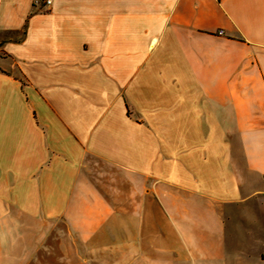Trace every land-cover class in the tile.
Masks as SVG:
<instances>
[{
    "label": "crops",
    "instance_id": "0c3cea01",
    "mask_svg": "<svg viewBox=\"0 0 264 264\" xmlns=\"http://www.w3.org/2000/svg\"><path fill=\"white\" fill-rule=\"evenodd\" d=\"M42 4L0 0V261L264 264V0Z\"/></svg>",
    "mask_w": 264,
    "mask_h": 264
},
{
    "label": "rangeland",
    "instance_id": "374dc122",
    "mask_svg": "<svg viewBox=\"0 0 264 264\" xmlns=\"http://www.w3.org/2000/svg\"><path fill=\"white\" fill-rule=\"evenodd\" d=\"M18 237H19V234H17V235L12 234L9 236L7 235V242H6V238L3 239L2 237H0V245L2 246L3 243L8 244V242H14V240ZM21 237L24 238L25 236L23 235V236H20V238ZM218 249H219L218 246H216L214 248H210V249H203L204 256H207L208 258H207V260L200 262L199 264H225L224 259L220 261L221 256H222V252H220ZM23 256L29 257L30 251H23ZM263 259H264V257H263ZM0 264H3V262L0 261ZM7 264H14V261H11L8 259ZM22 264H29V261L27 259H24L22 261ZM227 264H245V263H243L240 259H237V260L233 259L231 262H227Z\"/></svg>",
    "mask_w": 264,
    "mask_h": 264
},
{
    "label": "built area",
    "instance_id": "2783aa9c",
    "mask_svg": "<svg viewBox=\"0 0 264 264\" xmlns=\"http://www.w3.org/2000/svg\"><path fill=\"white\" fill-rule=\"evenodd\" d=\"M51 2L52 0H42V5L45 7V8H49L51 6ZM36 5H39L38 2L36 1L35 2ZM219 35L221 36L222 33H219Z\"/></svg>",
    "mask_w": 264,
    "mask_h": 264
}]
</instances>
